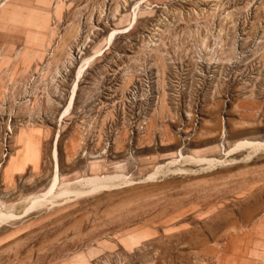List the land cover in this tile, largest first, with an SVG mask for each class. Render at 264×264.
Returning <instances> with one entry per match:
<instances>
[{
    "label": "rangeland",
    "instance_id": "1",
    "mask_svg": "<svg viewBox=\"0 0 264 264\" xmlns=\"http://www.w3.org/2000/svg\"><path fill=\"white\" fill-rule=\"evenodd\" d=\"M0 215V264H264V0H0Z\"/></svg>",
    "mask_w": 264,
    "mask_h": 264
},
{
    "label": "bare ground",
    "instance_id": "2",
    "mask_svg": "<svg viewBox=\"0 0 264 264\" xmlns=\"http://www.w3.org/2000/svg\"><path fill=\"white\" fill-rule=\"evenodd\" d=\"M59 168V167H58ZM105 179H103V180H100V178L99 179H97V178H94V179H87L85 182L86 183H88L87 185H91V186H93L92 188H99V187H101V185H104L106 182L104 181ZM82 183V182H81ZM98 190V189H97ZM96 191V190H95ZM66 194V193H65ZM83 194V193H82ZM51 196V195H50ZM38 201V200H37ZM36 205H38V204H36ZM4 220H7L6 219V217L4 216V215H0V225L2 224V222L4 221Z\"/></svg>",
    "mask_w": 264,
    "mask_h": 264
}]
</instances>
